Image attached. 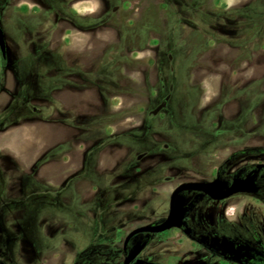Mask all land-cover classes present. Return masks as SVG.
<instances>
[{"label": "rangeland", "instance_id": "374dc122", "mask_svg": "<svg viewBox=\"0 0 264 264\" xmlns=\"http://www.w3.org/2000/svg\"><path fill=\"white\" fill-rule=\"evenodd\" d=\"M163 1L126 0L127 8L122 11L128 33L134 28L141 29L145 20L146 24L151 22L157 33L167 24L169 35L175 37L169 42L172 56L168 63H161L159 57L154 62L150 60L159 49L155 38L146 45L122 43L119 48L118 42L108 40L116 31L105 26V71L119 61L121 68L119 76L108 75L110 78L106 76L103 80L110 85L112 77H117L119 90H107L112 102L104 105H95L90 96L83 105L87 116L75 118L82 129L86 127L91 139H104L107 147L102 161L106 165L120 162L121 181H126L123 177L129 171H136L138 178L135 177L134 185L120 193V210L112 213L110 208L114 205L110 201L106 202L103 217L83 213L80 210L84 204L77 192L64 197L48 182L36 184L35 195L25 194L18 200L6 201L4 219L10 253L31 248L39 264H71L76 253L90 242L101 240L100 230L105 232L108 226H114L115 231H121L120 240L118 244H108L111 240L103 238L106 244L101 257L106 261L112 257L109 247L113 251L121 247L124 231L166 213L169 196L180 182L202 179L237 149L264 145V137H260V130H264L260 105V92H264V0H168L169 9L161 11ZM249 1L254 3L246 5ZM193 2L197 9L194 11L190 8ZM9 15L7 31L15 47L20 52L28 51L24 33L33 30L35 11L10 8ZM133 46L144 48L134 51ZM118 48L120 55H128L127 61L123 56L120 60L113 56L120 53L116 54ZM98 61L101 62V57L91 58L90 65L95 66ZM133 66L135 70H131ZM1 75L0 72V126L7 122L1 110L11 96L1 90ZM95 76L90 74V80ZM144 76L158 87L162 85L159 77H166L165 92L169 88L170 93L167 105L157 106L164 96L159 88L151 100L147 97ZM244 86L248 88L245 91L241 89ZM190 97H194V104ZM94 115H99L98 119ZM74 140L79 147L81 137ZM79 153L75 154L78 161ZM16 159L9 153L8 159L2 161ZM48 159L46 156L43 161ZM88 183L93 187L92 181ZM245 202V199L222 202L221 207H214L218 213L226 210L225 215L233 217ZM191 248L178 230L170 229L157 234L144 255L158 263L175 264Z\"/></svg>", "mask_w": 264, "mask_h": 264}, {"label": "flooded vegetation", "instance_id": "af4514ba", "mask_svg": "<svg viewBox=\"0 0 264 264\" xmlns=\"http://www.w3.org/2000/svg\"><path fill=\"white\" fill-rule=\"evenodd\" d=\"M77 1L79 0H70V2L72 3H75ZM99 1L101 3V7L104 8L103 10H101V12L92 15H86L81 18V21L85 23L83 25L86 26V29L102 30L103 28H105V26H112L113 30L116 31V34H113V40H115V42H118L119 48L121 47L122 43L133 44L135 42H144V44L146 45L151 42L153 38H155L159 41V49L155 50L156 54L150 60L154 62L159 57L161 63H168L169 58L172 56V53L170 51L171 43L169 42H172V39L175 37L169 35V29L167 27V24L164 26L163 29H161L160 33H157V30L153 28L151 22L150 24H146L147 22L145 20V24H141V29L134 28L128 33L125 31L124 28L123 17L125 13H123L122 11L126 10L127 8L126 3L124 2L126 0ZM11 2L12 0H0V27L4 35L5 44L4 53L1 51L0 48V72L2 74L1 76L3 86L1 90L4 89L9 94L10 92L8 89H6L4 83L6 80V68L8 66L9 51L11 50V46H9L7 32L5 31L3 26L4 22L7 21V9ZM259 2L260 1L256 3ZM252 3L254 2L249 1L246 5ZM186 4L190 6V3ZM192 4L193 5H191L190 8H192L193 11L197 10L194 8L196 4L194 2ZM168 9L169 1L164 0L162 2L160 10L167 11ZM53 16L62 17L63 14L55 10L50 15L51 18ZM72 16L74 17L72 21L75 23V17L77 16V14L73 12ZM149 17V20L151 21L152 17ZM192 24L196 25L195 23ZM55 30L56 25L51 26L49 29H47L43 35L44 42L42 44H39V35L35 33L37 31V27H33V30L31 32L27 29V31L29 32L27 36H29L31 40L26 43V48L32 51H50V40ZM153 31L156 32L155 35L153 34ZM258 39H260V35H258ZM133 47L135 48L134 51H142V49L144 48L141 47L138 49V46ZM119 48L116 50V54L117 52L120 53L118 55H115L114 53L113 56L116 57L118 60H120V57L123 56L124 60L127 61L128 55H120L121 51ZM158 53L160 56H158ZM134 57L137 58L136 56ZM181 57V60L185 59V56L182 55ZM129 61L132 62L131 60ZM104 62V56H102L100 62L101 65L99 67H90V70L97 71L89 73L87 75L73 73L72 76L74 78V81L69 83L71 86L73 85L74 87L87 86L88 88H90L91 91H95L97 93V96L91 98V100L94 101L95 105H104L105 103L112 102V97L109 96L108 92L106 91L110 89L119 90L120 86L119 84H117L116 81V79L118 80V78L114 77L115 75L119 76L121 68V65H119L121 64L120 61L118 64L110 67V71H105ZM155 67L158 68L157 65H155ZM135 69L136 66H133L131 70ZM73 72H76V69H74ZM90 74L96 75L93 80H90ZM108 75H114L112 77V79L114 78L113 83H110V85H106L103 80L106 76L110 78V76ZM80 77L83 80L82 83H79V81L77 82V78ZM159 79L161 80L162 85L160 84V86L158 87L156 84H154L148 79V76H144V89L147 91V97H149L150 100L153 92H157L158 88L161 92L164 91V96L157 104V106H165L170 100L169 88L165 92L167 82L166 77L162 76L159 77ZM133 83L136 88H140L136 82ZM241 89L245 91L248 88L244 86ZM24 92L25 91L21 89L19 91V94L13 97L12 101L16 102V104L18 105L19 103H25L27 111L30 112V114H32L31 112H33L32 115H34V113L37 112V106L31 103L32 100L29 99V97L24 98L22 96ZM260 94H262V97H260V105L263 109V113L261 116L264 119V92H260ZM191 95H193V91ZM189 101L193 103L194 97H190ZM6 105L4 107L5 109L1 110V116L4 115L5 118H7V122L5 124H2L0 126V129L7 126L9 121H12L14 118H17L14 113L8 112ZM157 112H159V110H157ZM75 113V110L71 109L68 110L67 114L68 116L73 117L74 120H76L75 118L80 117L82 119L83 117L87 116H80ZM239 114L240 111L238 115ZM98 116L99 115H94L92 117L98 119ZM163 117L165 118V116ZM261 126L262 124L260 125V128ZM85 129L86 127H84V129H82L81 131L82 133H80L81 135H83L84 133V136L78 135V137H76H81V144L78 145L79 147H76V142L74 140L75 138H73L68 141L67 145L64 147V151H60L56 154L51 155L50 159L53 162L64 164V166H61L55 174H52L55 178H57L55 182L52 179L51 182L48 181V177L40 176L39 163H36L28 168L25 167V165L18 158L16 160H11L10 162H3L2 159H8L9 153L6 150L0 149V264H39L38 259H36L35 256V252L31 248L27 249L24 252L20 251V253L9 252V239L6 234L7 221L4 219L5 205L7 199L12 198V200H18L20 196H23L25 194L29 196L30 194L35 195V193L37 192L36 184L39 185L40 183L48 182V184L52 186L54 191L60 192L64 195V197H66V194L68 195L69 192H77L81 197V202L84 204V209L80 210V212L83 213L91 212L93 216L97 215L99 217H103L104 215L101 214L103 213L106 202L108 203L110 201L114 205L113 208H110V211H112V213L116 210H120V193L122 192V190L125 191L129 189L131 185H134L133 183L136 179L135 177H137L136 171H129L128 175L123 177L126 179V181H121L120 162L115 161L110 165H106V163L102 161L104 149L105 147H107V145L104 143V139H91L88 131ZM113 137L116 136L113 135ZM260 137H264L263 129L260 130ZM162 140L164 142L167 141L166 138ZM166 146L168 147V144ZM167 147H162V150H165ZM76 152H80L79 154H81L80 161L76 160ZM129 164L130 167L133 166L131 162ZM91 177L95 179H92ZM216 178L225 181L227 187L231 186L235 179H248L251 180L254 184L253 187H255V190L235 192L230 196L222 199H214L208 194L198 196L199 200L196 202L194 208L190 210L185 217V221L187 223L189 231L186 232L184 230V227L170 228L178 230L180 234L183 235L185 239L188 240L193 246V248L188 251L185 257L181 260H178L175 264H264V145L260 144L257 147H242L240 149H237L236 151L231 152L227 157H225L223 161L219 162L218 164H215L214 170L207 173L204 177H202V179L183 181L180 182L178 185L184 182L213 181ZM88 181H92L95 186L93 185L92 187L91 185H89ZM90 186L92 187V189L90 188ZM183 193L185 194L186 201L188 203L189 201L193 200L199 192L196 190H185L183 191ZM241 199H245L246 202L241 207V209H239V211L234 214L233 217H228L227 215H225L226 210L223 211V213H218L217 211L219 210L215 208L221 207L222 202H235ZM68 201L65 203H68ZM168 209L169 200L167 203L166 213L164 215L160 216L155 220L147 221L127 231H124L125 235L122 239L121 247L115 249L116 251H113L114 249L109 247L108 249H110V252H112V257H109V259H107L106 261L102 260L101 257L104 254L102 252L103 246L104 244H106L103 242V238H108L109 240H111L112 243L109 242L108 244H118L120 240L119 234L121 233V231H115L114 226H108L105 232L100 230L99 234L102 236V241L100 239H97L93 242H90V245L75 254L71 264H121L123 263L129 250L138 242H141L143 240H147V243L139 252L136 258H142L153 263H158L151 257H147L146 255H144V251L155 239V236L157 234L166 232L170 229L151 234H149L148 232H137L129 237L128 235L131 231L140 226L162 220L167 216ZM113 223H115V221H113ZM202 236H206L207 241L209 242L212 238H218L219 242H221L222 238L226 237V240L232 242V254L236 255L239 258V261H234L228 258V256L230 255V253L228 252L224 255L221 254L220 250L211 249L205 244H203V242H201ZM237 248L240 249L236 250Z\"/></svg>", "mask_w": 264, "mask_h": 264}, {"label": "crops", "instance_id": "0c3cea01", "mask_svg": "<svg viewBox=\"0 0 264 264\" xmlns=\"http://www.w3.org/2000/svg\"><path fill=\"white\" fill-rule=\"evenodd\" d=\"M10 8L35 11L33 25L37 27L35 33L39 35V44L44 42L45 31L56 25L50 40V51L20 52L15 47L7 31ZM103 9L99 0H79L75 3L70 0H12L7 9L8 18L3 27L11 50L4 85L11 94L6 105L8 112L14 113L17 118L0 129V149L13 154L25 167L39 163L40 176L48 177L50 182L51 179L56 181L52 174L64 166L63 163L53 162L51 155L64 151L68 141L78 137L82 131L78 122L68 116V110L75 109L78 115L83 116V105L89 102L90 96H97L87 86L74 87L69 83L74 81L73 73L87 75L97 71L90 70V66H100L99 61L95 66L90 65V59L104 56L106 30L86 29L81 18ZM55 10L63 16L51 18ZM73 12L77 14L75 23L72 21ZM28 33L27 30L24 33L25 44L31 40ZM109 36L111 39L108 40H113L114 35ZM74 69L76 72H73ZM78 81L83 82L81 77L77 78ZM21 89L25 91L22 96L29 97L31 103L37 106L34 115L27 111L25 103L18 105L12 101ZM46 156L49 159L43 161Z\"/></svg>", "mask_w": 264, "mask_h": 264}, {"label": "water", "instance_id": "95a60500", "mask_svg": "<svg viewBox=\"0 0 264 264\" xmlns=\"http://www.w3.org/2000/svg\"><path fill=\"white\" fill-rule=\"evenodd\" d=\"M0 48L4 53L5 44H4V35L0 27ZM251 180H237L235 179L231 186L227 187L225 181L220 180L219 178L214 179L213 181H198V182H184L178 185L170 194L169 198V209L168 214L165 218L154 223H148L146 225L140 226L128 235L131 236L137 232H148L156 233L162 232L170 228H181L184 227L186 232L189 231L185 217L187 213L192 210L199 200L198 196H203L204 194L210 195L214 199H222L230 196L235 192L240 191H254L255 187ZM192 191L196 190L199 193L195 198L187 203L186 196L183 191ZM149 236V235H148ZM201 242L208 246L211 249L220 250L221 254L230 253L228 258L234 261H239V258L236 255L232 254V242L226 240V237L222 238V241L219 242L218 238H212L211 241H207L206 236H202ZM147 240H143L134 245L126 255L123 263L121 264H158L147 261L142 258H136L142 248L146 245ZM230 247V248H228ZM234 247V245H233ZM240 248H237L238 250Z\"/></svg>", "mask_w": 264, "mask_h": 264}, {"label": "trees", "instance_id": "16d2710c", "mask_svg": "<svg viewBox=\"0 0 264 264\" xmlns=\"http://www.w3.org/2000/svg\"><path fill=\"white\" fill-rule=\"evenodd\" d=\"M229 11V10H228ZM228 11H226V12H228Z\"/></svg>", "mask_w": 264, "mask_h": 264}]
</instances>
